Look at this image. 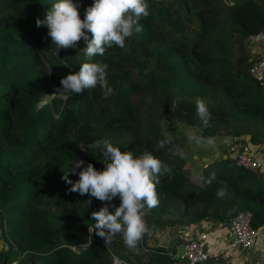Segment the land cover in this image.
<instances>
[{
  "label": "trees",
  "instance_id": "16d2710c",
  "mask_svg": "<svg viewBox=\"0 0 264 264\" xmlns=\"http://www.w3.org/2000/svg\"><path fill=\"white\" fill-rule=\"evenodd\" d=\"M53 2L0 0V264H115L114 255L135 264L117 236L106 243L89 230L96 223L92 213L105 204L118 207L120 199L69 192L64 179H79L80 160L106 167L95 146L101 139L135 154L150 151L171 169L155 177L157 206L144 208L155 225L227 223L244 209L254 227L264 226L261 175L252 183L257 173L223 157L227 148L218 158L208 156L196 173L160 124L174 104L176 117L204 138L228 129L230 143L246 133L264 142V86L236 67L233 41L264 28V0H175L182 20L169 6L147 0L142 31L126 38L125 48L114 45L91 58L108 66L113 91L107 98L99 85L77 94L59 89L69 69L79 71L88 58L84 39L79 50L54 54L46 24H36ZM74 2L83 19L94 0ZM197 97L208 107V127L196 115Z\"/></svg>",
  "mask_w": 264,
  "mask_h": 264
},
{
  "label": "clouds",
  "instance_id": "9594fccd",
  "mask_svg": "<svg viewBox=\"0 0 264 264\" xmlns=\"http://www.w3.org/2000/svg\"><path fill=\"white\" fill-rule=\"evenodd\" d=\"M147 0H94L85 10L83 19L80 16L78 4L74 0H54L47 11L45 19H37V26L46 24L52 45L59 49L76 48L83 38L86 47L83 48L88 62H82L79 71L70 72L61 79V89L64 93H80L84 89L100 86L105 98L111 95L113 89L107 80V64L92 62L91 58L103 55L106 48L114 45L125 48V40L133 32L142 31L140 20L149 15ZM91 33L89 39L87 33ZM196 115L204 127L209 126L210 113L206 102L197 97L195 100ZM188 139L197 144L212 145V138L201 139L189 133ZM169 142V138L159 141L155 150L159 151ZM97 148L102 149L103 161L106 167L97 170L91 163L86 167L82 160L77 162L79 179L73 182L65 175L64 179L71 187L69 192L88 194L100 201H112L119 196L118 207L105 204L92 213L95 219L96 234L109 243L113 237L121 235L124 244L133 249L148 231L144 220V208L151 209L158 204L155 177L164 172H170L160 159L152 152L145 150L135 154L131 150H121L107 139L97 140ZM223 196V191L217 192ZM88 204L91 203L89 199ZM114 207V211L109 208Z\"/></svg>",
  "mask_w": 264,
  "mask_h": 264
},
{
  "label": "crops",
  "instance_id": "0c3cea01",
  "mask_svg": "<svg viewBox=\"0 0 264 264\" xmlns=\"http://www.w3.org/2000/svg\"><path fill=\"white\" fill-rule=\"evenodd\" d=\"M235 44L234 58L236 67L239 69H248V65L254 61L259 55L257 47L248 44L247 39L239 35L233 38ZM194 129V133L198 138H212L214 143L207 145L205 143L197 144L190 141L192 151L189 156L183 155L190 164L191 169L196 173L199 172L201 166L205 164L204 156L224 153L228 144L233 138L230 130L226 129L212 137H202L195 126L181 123ZM242 136V135H241ZM254 150L259 156L264 155V142L250 141ZM148 231L143 235L137 246L129 249L124 242L120 243L119 239H115L116 243L122 247L128 257L135 264H182L176 254L177 245L183 238L190 236H200L205 232L206 240L213 254L210 259L205 262L208 264H264V232L258 236L252 248L249 251L239 253L226 247L227 223L215 222L210 218L203 219L199 222L192 223L184 227H160L153 223L151 218L144 215ZM264 227V226H262ZM123 244V245H121Z\"/></svg>",
  "mask_w": 264,
  "mask_h": 264
},
{
  "label": "built area",
  "instance_id": "2783aa9c",
  "mask_svg": "<svg viewBox=\"0 0 264 264\" xmlns=\"http://www.w3.org/2000/svg\"><path fill=\"white\" fill-rule=\"evenodd\" d=\"M246 39L249 45L257 47L259 50L258 57L248 65V71L260 85L264 86V28L251 33ZM225 154L235 165L254 173L264 174V155L259 156L251 145L249 137H235L233 142L228 144ZM263 232L264 227L253 226L250 210H239L227 222L228 242L226 247L239 253L249 251L255 239ZM182 243L184 245V253L180 257L182 264L206 262L213 254V250L208 247L205 232H202L198 237L183 238ZM113 260L115 264H132L115 255Z\"/></svg>",
  "mask_w": 264,
  "mask_h": 264
},
{
  "label": "rangeland",
  "instance_id": "374dc122",
  "mask_svg": "<svg viewBox=\"0 0 264 264\" xmlns=\"http://www.w3.org/2000/svg\"><path fill=\"white\" fill-rule=\"evenodd\" d=\"M154 1L156 3H158V4L167 5L170 8H172L174 10V12H175V16L179 20H182L180 18V16L178 15V11H177V6H176V3H175V0H154ZM224 1L225 2H230L231 0H224ZM185 24L189 28L195 27L193 23L185 22ZM83 43H84V40L82 38L78 42L76 48L69 47L67 49H59L57 54H56V50H55L54 54H56L57 56L62 58L63 55H66L67 53H70V52H73L75 50H79L80 48H82ZM69 72H76V70L74 68H70ZM58 75H60V71H58ZM58 94L60 96L64 97V94H62L61 92L58 93ZM55 95H56L55 91H52L48 95H45V97H43V100L40 102V104H43L46 101H49V99L52 98ZM181 123H183V122H181L175 115L174 104H171L169 106L166 114L163 115V117H162V119L160 121L162 131L165 132L166 134H168L173 139V141L176 144L177 150L181 154H183L185 156H189L190 153H191L189 151H192L191 146H190L192 144L189 143L191 140L188 139V134L191 133V134H193L195 136H196V134L194 133V129L193 128H190L189 126L183 125ZM241 135L245 136V137H250L249 134H247V133L246 134H241ZM75 168H77V167H75ZM257 174H254L252 183H254V180H256V178H258L259 175H261L264 178V174H258V175ZM117 198L120 199L119 196H117ZM144 214H145V216H147V218H150V215H147L146 213H144ZM89 230L90 231L95 230L94 226L90 225L89 226ZM117 237H118L120 243H123L122 236L118 235ZM121 245H123V244H121Z\"/></svg>",
  "mask_w": 264,
  "mask_h": 264
},
{
  "label": "water",
  "instance_id": "95a60500",
  "mask_svg": "<svg viewBox=\"0 0 264 264\" xmlns=\"http://www.w3.org/2000/svg\"><path fill=\"white\" fill-rule=\"evenodd\" d=\"M215 157L218 158L219 155H218V154H215ZM223 157H226V154H224ZM203 159H204V161H207V160H209L210 158L207 157V156H204ZM183 253H184V245H183V243H182V241H181V242L177 245V247H176V254H177V256L180 258L181 255H182Z\"/></svg>",
  "mask_w": 264,
  "mask_h": 264
}]
</instances>
